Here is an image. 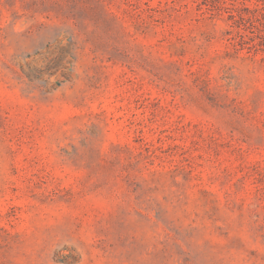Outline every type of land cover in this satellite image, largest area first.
Listing matches in <instances>:
<instances>
[{
  "label": "rangeland",
  "instance_id": "obj_1",
  "mask_svg": "<svg viewBox=\"0 0 264 264\" xmlns=\"http://www.w3.org/2000/svg\"><path fill=\"white\" fill-rule=\"evenodd\" d=\"M0 264H264V0H0Z\"/></svg>",
  "mask_w": 264,
  "mask_h": 264
}]
</instances>
